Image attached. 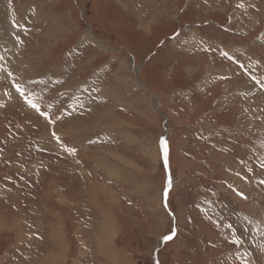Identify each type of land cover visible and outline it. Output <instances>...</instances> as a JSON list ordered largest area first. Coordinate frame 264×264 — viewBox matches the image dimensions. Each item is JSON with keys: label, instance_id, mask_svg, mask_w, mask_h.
Listing matches in <instances>:
<instances>
[{"label": "rangeland", "instance_id": "374dc122", "mask_svg": "<svg viewBox=\"0 0 264 264\" xmlns=\"http://www.w3.org/2000/svg\"><path fill=\"white\" fill-rule=\"evenodd\" d=\"M157 261L264 264V0H0V264Z\"/></svg>", "mask_w": 264, "mask_h": 264}, {"label": "snow or ice", "instance_id": "6c2138e0", "mask_svg": "<svg viewBox=\"0 0 264 264\" xmlns=\"http://www.w3.org/2000/svg\"><path fill=\"white\" fill-rule=\"evenodd\" d=\"M225 56H227V53H224ZM29 103H31V101H29ZM33 107H37L36 105H33ZM55 135V134H54ZM162 143L164 145V156H165V163L167 164V155H168V147H167V140L166 139H162ZM73 152L75 151V149L72 150ZM172 186V181H171V177H169L168 180V187L165 189L164 192V196H165V203L167 204V197H168V191ZM242 195V194H241ZM176 235V232L173 231L171 234L166 235L163 237L164 241H170L172 240ZM157 264H159V261H157Z\"/></svg>", "mask_w": 264, "mask_h": 264}, {"label": "water", "instance_id": "95a60500", "mask_svg": "<svg viewBox=\"0 0 264 264\" xmlns=\"http://www.w3.org/2000/svg\"><path fill=\"white\" fill-rule=\"evenodd\" d=\"M164 146V145H163ZM169 177H171V175L169 174V176H168V180H169ZM171 181H172V177H171Z\"/></svg>", "mask_w": 264, "mask_h": 264}]
</instances>
